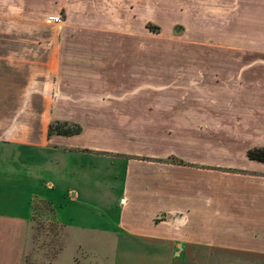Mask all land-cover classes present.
Wrapping results in <instances>:
<instances>
[{
	"label": "crops",
	"instance_id": "obj_1",
	"mask_svg": "<svg viewBox=\"0 0 264 264\" xmlns=\"http://www.w3.org/2000/svg\"><path fill=\"white\" fill-rule=\"evenodd\" d=\"M260 148L264 0H0V264L37 203L53 264H264Z\"/></svg>",
	"mask_w": 264,
	"mask_h": 264
},
{
	"label": "rangeland",
	"instance_id": "obj_2",
	"mask_svg": "<svg viewBox=\"0 0 264 264\" xmlns=\"http://www.w3.org/2000/svg\"><path fill=\"white\" fill-rule=\"evenodd\" d=\"M157 15H160L157 18L161 22L156 21V23H152L153 26L150 27V31L144 30L145 32L142 34L156 37L157 40H165L166 45L164 47L161 45L164 48L163 51L178 52V44L181 40V35L176 33L178 25L176 23L164 25L162 23L164 22V15ZM56 17L59 18V22L65 20L63 12H58ZM31 19L35 18L32 17ZM59 22H53L51 20L53 24ZM141 30L143 31V29ZM104 143L115 144V141H104ZM50 215L51 210L48 205L43 203L36 204L32 227L25 244L23 264H53L54 259L63 250L68 239L67 232L61 226L55 224L51 220ZM93 258L94 256L92 255L79 253L76 256V261L78 264H99ZM63 262L64 264H68L67 260Z\"/></svg>",
	"mask_w": 264,
	"mask_h": 264
},
{
	"label": "trees",
	"instance_id": "obj_3",
	"mask_svg": "<svg viewBox=\"0 0 264 264\" xmlns=\"http://www.w3.org/2000/svg\"><path fill=\"white\" fill-rule=\"evenodd\" d=\"M79 132L80 128L78 126H68L67 124H51L48 128V135L56 133L69 136L78 134ZM247 157L250 160L264 163V148L249 150L247 152Z\"/></svg>",
	"mask_w": 264,
	"mask_h": 264
},
{
	"label": "built area",
	"instance_id": "obj_4",
	"mask_svg": "<svg viewBox=\"0 0 264 264\" xmlns=\"http://www.w3.org/2000/svg\"><path fill=\"white\" fill-rule=\"evenodd\" d=\"M52 21H53V22H59V18H58V17L53 18Z\"/></svg>",
	"mask_w": 264,
	"mask_h": 264
}]
</instances>
